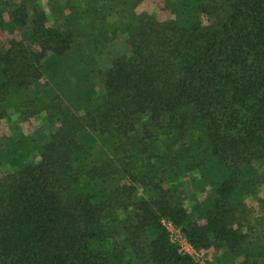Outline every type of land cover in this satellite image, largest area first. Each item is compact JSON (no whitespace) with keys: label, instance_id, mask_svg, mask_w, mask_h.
<instances>
[{"label":"trees","instance_id":"16d2710c","mask_svg":"<svg viewBox=\"0 0 264 264\" xmlns=\"http://www.w3.org/2000/svg\"><path fill=\"white\" fill-rule=\"evenodd\" d=\"M9 107L0 264H264V0H0Z\"/></svg>","mask_w":264,"mask_h":264},{"label":"rangeland","instance_id":"374dc122","mask_svg":"<svg viewBox=\"0 0 264 264\" xmlns=\"http://www.w3.org/2000/svg\"><path fill=\"white\" fill-rule=\"evenodd\" d=\"M4 1L11 2V0H4ZM148 9H150V8H148ZM129 55H130V48L126 42V36L122 35V34H118V36L116 37V40L113 42V44L109 48H107L101 54V56H97L94 59L93 67L97 71L103 72L110 67V65L114 59L121 57V56H129ZM95 84L98 88V91L100 92L102 89L100 79H96ZM7 111L8 112H7L6 119H4L0 123V135H6L8 137H12L13 139H15L19 133L22 132L26 135L31 134L39 126L44 124V121L40 118H36V119L32 118V119H29L27 121H23L22 118H20L19 115L14 112L13 107H9ZM37 154L38 153H32V155L29 157V160L31 161V160L37 159ZM182 192L188 196L191 195V190H190L189 185H187V183L185 184ZM197 253L200 255V261L202 264H207L210 261V259H209L210 257L208 254L199 253V252H197ZM193 262H194V260H193Z\"/></svg>","mask_w":264,"mask_h":264},{"label":"built area","instance_id":"2783aa9c","mask_svg":"<svg viewBox=\"0 0 264 264\" xmlns=\"http://www.w3.org/2000/svg\"><path fill=\"white\" fill-rule=\"evenodd\" d=\"M165 226L170 235V240L179 247L180 251L184 255L191 257L196 264H202L200 255L188 244L180 229L174 227L170 223H165Z\"/></svg>","mask_w":264,"mask_h":264}]
</instances>
